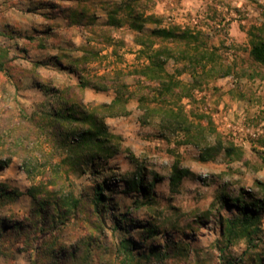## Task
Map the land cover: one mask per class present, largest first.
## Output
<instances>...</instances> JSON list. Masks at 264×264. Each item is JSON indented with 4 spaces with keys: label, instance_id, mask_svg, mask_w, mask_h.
Listing matches in <instances>:
<instances>
[{
    "label": "rangeland",
    "instance_id": "1",
    "mask_svg": "<svg viewBox=\"0 0 264 264\" xmlns=\"http://www.w3.org/2000/svg\"><path fill=\"white\" fill-rule=\"evenodd\" d=\"M76 7L94 22L87 28L68 16L80 31L111 38L118 27L109 11L130 26L134 8L148 18L145 32L177 26L191 34L162 42L193 55L166 61L180 83L174 92L159 94L156 80L129 69L127 114L84 104L108 133L92 155L73 146L87 125L54 116L58 95L31 102V78L46 84L26 64L43 42L40 28L50 29L42 20ZM255 37L264 38V0H0V264H264V63L250 53ZM24 78L18 99L11 85ZM170 109L185 123H163ZM219 137L237 152L201 160ZM174 165L190 170L177 186ZM133 181L145 191L129 189ZM242 206L258 217L242 221Z\"/></svg>",
    "mask_w": 264,
    "mask_h": 264
},
{
    "label": "trees",
    "instance_id": "2",
    "mask_svg": "<svg viewBox=\"0 0 264 264\" xmlns=\"http://www.w3.org/2000/svg\"><path fill=\"white\" fill-rule=\"evenodd\" d=\"M117 9L114 11H109V24L114 27L121 26L119 18L116 16ZM67 14L73 22L81 23L87 28H91L94 22L89 21L88 16L83 8L76 7L73 11ZM115 13V15H114ZM130 18V27L135 31L136 36L135 40L144 46V49L141 50L143 55L149 58V65L142 66L133 70L134 73L144 76L145 78L156 80L159 84V87L156 88L159 94H164V91L174 92V88L179 86V82L174 79V76L166 71L165 64L168 59L178 60L179 56H185L186 59H190L192 54L187 50L178 51L173 46L167 44H162L164 40H178V39H188L191 36L189 30L181 31L179 27H164L157 26L149 32H145L143 29L144 22L147 21V16H143L142 13L135 11L131 8L129 12ZM107 41H110V36L105 35ZM155 45H158L155 47ZM100 52V48L97 46H88L84 50V55L81 58H78L75 61L76 65L71 66V70L79 74L80 84L77 87L80 91L86 86H92L96 89H106L108 87H113L116 92V96L111 103H103L101 108L109 109L108 116H117L121 114H127V103L132 96V92L129 90L128 84L123 78L122 71H116L113 75L110 74H93L88 76H83L81 74L82 67L78 68L77 64H85L88 60L95 59ZM252 57L261 63H264V38L255 37L252 41V48L250 51ZM190 56V57H189ZM201 59L202 56H205L204 52L198 54ZM198 59V60H199ZM196 60V61H198ZM84 66V65H83ZM189 67L185 68L188 69ZM2 65L0 64V71H2ZM48 90V89H47ZM74 90L70 93L65 94L64 92L60 93L57 99L53 102L56 105V110L54 116L58 120H63V122L69 123H83L87 126L79 132L81 140L73 145L75 149L83 150L85 147H89L91 155L93 154V145H99L101 143H106L107 138L104 135H107L106 125L104 120L101 121V124L98 120V117L95 113H92L88 110L85 105L81 102L80 98H76L73 94ZM142 99V97H140ZM161 119L163 123H178L182 124L185 121L181 120V117L174 110H165ZM143 122L146 121V118L143 117ZM166 127V126H165ZM174 126V130L177 129ZM216 144L206 145L201 149L200 159L203 161L214 159L221 150H224L227 156H232L237 152V148L234 145H224L222 139L219 137L216 140ZM95 150V149H94ZM100 150L103 151L104 147L100 146ZM109 154L108 156H110ZM80 158L84 154L79 155ZM10 158H8V161ZM4 162L2 166H6L7 162ZM190 170L185 168H179L177 165H174L173 172L170 177V183L172 186H177L181 182L182 178L185 175H188ZM103 188L104 184H98L96 187V203H100L103 200ZM129 189L145 191L143 185H140L138 182L133 181L129 185ZM30 195H35L34 192L28 190ZM78 200H73L72 205L76 207ZM243 207L244 218L242 221L251 222L254 220V217L257 218L258 214L256 212H249L246 210L245 206ZM251 214V215H250ZM247 223V224H248ZM244 229H247V225H243ZM248 231V230H246ZM129 240L127 238L123 239L124 247L127 250H130L128 244ZM128 243V244H127ZM31 264H37L36 260H32Z\"/></svg>",
    "mask_w": 264,
    "mask_h": 264
},
{
    "label": "crops",
    "instance_id": "3",
    "mask_svg": "<svg viewBox=\"0 0 264 264\" xmlns=\"http://www.w3.org/2000/svg\"><path fill=\"white\" fill-rule=\"evenodd\" d=\"M48 9L46 8L44 11H49ZM66 15L64 16L62 12H59L42 20L43 26L50 25L48 27L51 29V33L49 32L50 29L49 31L47 29L43 31V28H40L37 39L43 42L39 48L32 47L31 55L29 53L27 56V66L35 67L33 73L43 78L45 86L48 87L35 85L33 78H31V92L38 95L37 98H31V102L35 100L45 102L49 95L51 97L59 96L63 92L61 91L63 88L70 93L75 87H78L80 77L78 73L71 70V66L76 65L74 60L83 57L84 50L88 46H97L100 48V52L95 59L88 60L85 64H77L78 68L82 67L80 72L83 76L93 74L112 75L116 71L124 72L129 71V69H132L131 72H133L136 68L149 65V58L141 52L144 46L135 40V31L129 25L121 24L117 28L118 30L113 33L114 39L112 36L110 39L113 40L108 42L103 32L80 31L77 27H71L70 19ZM57 29L62 30L57 34L58 38L55 37ZM43 32L49 35L44 40L41 39ZM116 42L119 44H115ZM59 77H61V81L58 80ZM22 81L18 89L16 82L12 81L13 84L11 85L14 88V93L16 91L19 93L17 94L18 99L24 98L21 93H25L28 89L25 84L29 82V79L24 78ZM81 92L83 94L81 96L83 104L89 102H95L96 104L111 103L116 96L113 87L96 89L92 86H86ZM105 94H108V96L106 97Z\"/></svg>",
    "mask_w": 264,
    "mask_h": 264
}]
</instances>
